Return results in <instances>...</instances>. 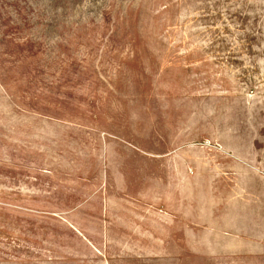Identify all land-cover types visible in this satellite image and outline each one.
<instances>
[{
  "label": "rangeland",
  "instance_id": "1",
  "mask_svg": "<svg viewBox=\"0 0 264 264\" xmlns=\"http://www.w3.org/2000/svg\"><path fill=\"white\" fill-rule=\"evenodd\" d=\"M95 114L138 144L163 116V154L173 131L201 173L236 133L261 153L264 0H0V264H78L76 233L27 188L79 173Z\"/></svg>",
  "mask_w": 264,
  "mask_h": 264
},
{
  "label": "crops",
  "instance_id": "2",
  "mask_svg": "<svg viewBox=\"0 0 264 264\" xmlns=\"http://www.w3.org/2000/svg\"><path fill=\"white\" fill-rule=\"evenodd\" d=\"M154 123L143 115L138 144L109 116L95 114L90 126L79 127L91 135L83 138L90 148L79 173H45L27 188L43 198L36 211L76 233L84 248L78 264H264V148L257 152L236 133L231 147L221 145L225 164L201 173L173 131L171 151L163 154L169 130L163 116ZM148 136L155 141L150 147Z\"/></svg>",
  "mask_w": 264,
  "mask_h": 264
}]
</instances>
